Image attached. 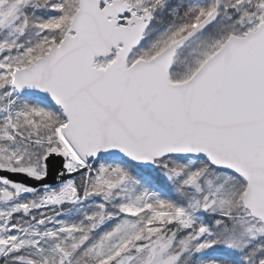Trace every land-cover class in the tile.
<instances>
[{"label":"snow or ice","instance_id":"obj_1","mask_svg":"<svg viewBox=\"0 0 264 264\" xmlns=\"http://www.w3.org/2000/svg\"><path fill=\"white\" fill-rule=\"evenodd\" d=\"M0 264H264V0H0Z\"/></svg>","mask_w":264,"mask_h":264}]
</instances>
